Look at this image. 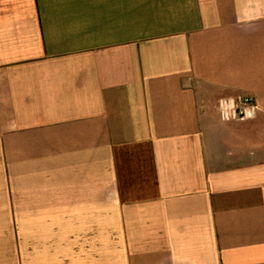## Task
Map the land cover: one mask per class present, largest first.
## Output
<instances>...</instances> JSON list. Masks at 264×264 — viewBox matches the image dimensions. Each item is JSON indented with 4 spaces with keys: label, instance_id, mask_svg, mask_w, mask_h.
Returning a JSON list of instances; mask_svg holds the SVG:
<instances>
[{
    "label": "crops",
    "instance_id": "1",
    "mask_svg": "<svg viewBox=\"0 0 264 264\" xmlns=\"http://www.w3.org/2000/svg\"><path fill=\"white\" fill-rule=\"evenodd\" d=\"M0 264H264V0H0Z\"/></svg>",
    "mask_w": 264,
    "mask_h": 264
},
{
    "label": "built area",
    "instance_id": "2",
    "mask_svg": "<svg viewBox=\"0 0 264 264\" xmlns=\"http://www.w3.org/2000/svg\"><path fill=\"white\" fill-rule=\"evenodd\" d=\"M258 112L257 105L249 98L223 99L218 105V115L222 121L244 122L253 119Z\"/></svg>",
    "mask_w": 264,
    "mask_h": 264
}]
</instances>
